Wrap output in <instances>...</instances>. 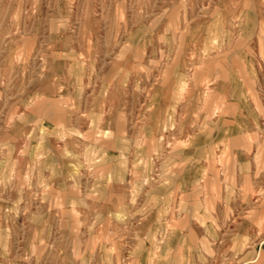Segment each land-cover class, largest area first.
Instances as JSON below:
<instances>
[{"label": "rangeland", "instance_id": "rangeland-1", "mask_svg": "<svg viewBox=\"0 0 264 264\" xmlns=\"http://www.w3.org/2000/svg\"><path fill=\"white\" fill-rule=\"evenodd\" d=\"M0 264H264V0H0Z\"/></svg>", "mask_w": 264, "mask_h": 264}, {"label": "crops", "instance_id": "crops-1", "mask_svg": "<svg viewBox=\"0 0 264 264\" xmlns=\"http://www.w3.org/2000/svg\"><path fill=\"white\" fill-rule=\"evenodd\" d=\"M234 79V76L233 78ZM228 84L222 85V87L216 86L215 93H216V105L221 107L222 116L221 118L228 119V113L226 111L232 110L235 108V104L239 101V95L243 93V89L236 85V82L228 81Z\"/></svg>", "mask_w": 264, "mask_h": 264}, {"label": "bare ground", "instance_id": "bare-ground-1", "mask_svg": "<svg viewBox=\"0 0 264 264\" xmlns=\"http://www.w3.org/2000/svg\"><path fill=\"white\" fill-rule=\"evenodd\" d=\"M9 78V77H8ZM9 82V81H8ZM142 180V179H141ZM154 241V240H153ZM155 242V241H154ZM154 245V244H153Z\"/></svg>", "mask_w": 264, "mask_h": 264}]
</instances>
